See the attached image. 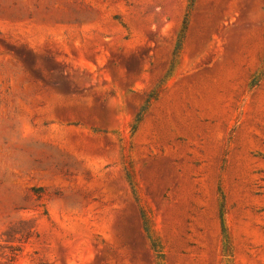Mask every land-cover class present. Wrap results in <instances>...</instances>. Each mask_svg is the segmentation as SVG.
Masks as SVG:
<instances>
[{"label": "rangeland", "instance_id": "1", "mask_svg": "<svg viewBox=\"0 0 264 264\" xmlns=\"http://www.w3.org/2000/svg\"><path fill=\"white\" fill-rule=\"evenodd\" d=\"M264 264V0H0V264Z\"/></svg>", "mask_w": 264, "mask_h": 264}, {"label": "trees", "instance_id": "2", "mask_svg": "<svg viewBox=\"0 0 264 264\" xmlns=\"http://www.w3.org/2000/svg\"><path fill=\"white\" fill-rule=\"evenodd\" d=\"M10 259H11V263H10V264H14V261H15V255H12Z\"/></svg>", "mask_w": 264, "mask_h": 264}]
</instances>
